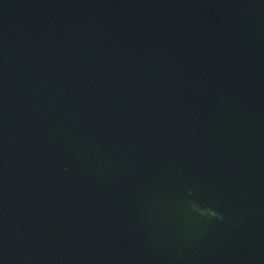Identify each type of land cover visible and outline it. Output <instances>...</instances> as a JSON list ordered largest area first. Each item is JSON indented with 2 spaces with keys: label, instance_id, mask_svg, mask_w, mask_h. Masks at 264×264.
Returning a JSON list of instances; mask_svg holds the SVG:
<instances>
[{
  "label": "water",
  "instance_id": "obj_1",
  "mask_svg": "<svg viewBox=\"0 0 264 264\" xmlns=\"http://www.w3.org/2000/svg\"><path fill=\"white\" fill-rule=\"evenodd\" d=\"M0 264H264V0H0Z\"/></svg>",
  "mask_w": 264,
  "mask_h": 264
}]
</instances>
